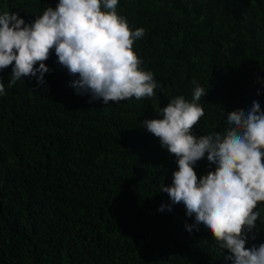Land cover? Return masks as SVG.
<instances>
[{"label":"trees","instance_id":"trees-1","mask_svg":"<svg viewBox=\"0 0 264 264\" xmlns=\"http://www.w3.org/2000/svg\"><path fill=\"white\" fill-rule=\"evenodd\" d=\"M57 3L0 0V14L30 24ZM117 13L145 31L133 51L158 85L150 98L77 95L54 50L44 85L9 88L11 66L0 71V264H231L160 190L176 159L142 122L178 96L191 102L193 80L207 92L197 136L223 132L227 113L253 101L264 111V0H118ZM193 167L198 178L214 170L206 156ZM257 210L246 247L264 243Z\"/></svg>","mask_w":264,"mask_h":264},{"label":"clouds","instance_id":"clouds-1","mask_svg":"<svg viewBox=\"0 0 264 264\" xmlns=\"http://www.w3.org/2000/svg\"><path fill=\"white\" fill-rule=\"evenodd\" d=\"M117 5L118 0H58L30 24L17 13L0 14V71L11 66L8 87L25 77L44 85L49 72L44 62L54 50L58 64L75 78L71 86L77 95L89 94L105 105L154 96L153 74L141 69L133 51L145 31L132 30ZM191 83V102L178 96L160 108V118L142 122L176 159L171 185L160 190L194 217L187 230L203 227L227 251L231 264H264V243L246 247L250 234L255 239L259 231L257 207L264 203V111L253 101L248 111L227 113L223 132L197 136L195 126L204 116L198 101L207 92L195 80ZM205 156L214 170L198 178L193 166Z\"/></svg>","mask_w":264,"mask_h":264}]
</instances>
